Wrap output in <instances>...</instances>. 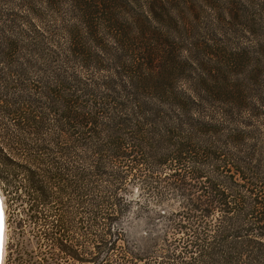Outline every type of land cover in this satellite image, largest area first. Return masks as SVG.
<instances>
[{
  "label": "trees",
  "instance_id": "16d2710c",
  "mask_svg": "<svg viewBox=\"0 0 264 264\" xmlns=\"http://www.w3.org/2000/svg\"><path fill=\"white\" fill-rule=\"evenodd\" d=\"M198 22L171 0H0V186L31 264H264L263 133L236 63L192 76L217 47Z\"/></svg>",
  "mask_w": 264,
  "mask_h": 264
},
{
  "label": "rangeland",
  "instance_id": "374dc122",
  "mask_svg": "<svg viewBox=\"0 0 264 264\" xmlns=\"http://www.w3.org/2000/svg\"><path fill=\"white\" fill-rule=\"evenodd\" d=\"M171 1L175 4L185 2L187 5L193 7L199 19L196 34L205 37L208 45H217V47L209 48L213 49L211 52L203 53L201 51L197 62L193 60V77H207V74L211 73L208 68L215 70L219 67V63L231 66H233L232 63H236L238 65L236 68L228 69L230 72L227 74V77L230 82L239 81L244 91L247 89V92H245L247 105L246 107H242V109L240 107L239 110L244 115H247L250 111L252 112L253 125L263 133L260 144H262L264 154V0ZM63 7L64 9L61 14H57V17L50 10H47V19L58 22L61 17L67 15L65 6ZM67 16L65 18L68 21L69 18ZM197 35L196 37L199 39ZM210 38H213L215 42L210 40ZM260 54H263V56ZM256 63H260L259 65H261L260 72L257 75L252 72ZM254 81H256L255 84H252ZM220 106V103H211L206 104L205 109L210 112L219 113L216 107ZM261 162L262 166L256 170L255 176L260 181H264V156ZM133 189L135 192L137 187H133ZM0 193L5 203L1 186ZM4 210L5 241L2 264H31L28 261L29 252L33 251L32 249L36 247L35 241L29 235L16 234L17 232L13 224H9L8 222L6 203L4 204ZM63 212L67 219V237L70 243H76L80 223L77 213L75 214L73 204L66 202L63 205ZM138 216L135 214L131 215L122 222L124 235L130 240L135 239L137 232L142 233L146 229V225L142 222L143 219ZM39 257L40 254L37 256L38 261L40 260ZM59 262L60 264H78L74 259L65 258V255H62L61 261L57 260V263Z\"/></svg>",
  "mask_w": 264,
  "mask_h": 264
},
{
  "label": "water",
  "instance_id": "95a60500",
  "mask_svg": "<svg viewBox=\"0 0 264 264\" xmlns=\"http://www.w3.org/2000/svg\"><path fill=\"white\" fill-rule=\"evenodd\" d=\"M4 205H3V198L0 193V262H1V254H2V248H3V230H4V224H5V211H4Z\"/></svg>",
  "mask_w": 264,
  "mask_h": 264
},
{
  "label": "bare ground",
  "instance_id": "6f19581e",
  "mask_svg": "<svg viewBox=\"0 0 264 264\" xmlns=\"http://www.w3.org/2000/svg\"><path fill=\"white\" fill-rule=\"evenodd\" d=\"M3 198V197H2ZM3 205H4V202H3ZM4 208V207H3ZM5 211V210H4ZM5 229V228H4ZM4 241H5V231L3 230V239H2V243H3V248H2V254H1V262L0 264H2V258H3V255H4Z\"/></svg>",
  "mask_w": 264,
  "mask_h": 264
}]
</instances>
